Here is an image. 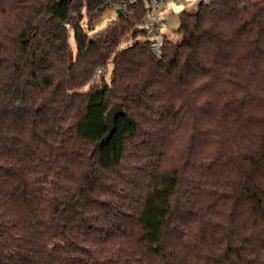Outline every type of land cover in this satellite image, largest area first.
<instances>
[{"label": "trees", "instance_id": "16d2710c", "mask_svg": "<svg viewBox=\"0 0 264 264\" xmlns=\"http://www.w3.org/2000/svg\"><path fill=\"white\" fill-rule=\"evenodd\" d=\"M123 1L0 0V264H264V0L180 12L160 56L117 49L144 0L85 33Z\"/></svg>", "mask_w": 264, "mask_h": 264}, {"label": "rangeland", "instance_id": "374dc122", "mask_svg": "<svg viewBox=\"0 0 264 264\" xmlns=\"http://www.w3.org/2000/svg\"><path fill=\"white\" fill-rule=\"evenodd\" d=\"M213 0H166L160 8L155 12L156 18L160 20H165L160 25V30L163 34H166L169 39L174 43H180L182 41V35L176 32L178 26V14L182 11L195 12L198 7V3H210ZM114 5L106 4L103 5L98 12V9L92 13H86L83 10V18L81 19V25L85 33L91 37L93 34L106 28L112 21L116 20L118 17L117 11L114 9ZM146 18L142 22H138L135 26V29L142 30L148 27ZM148 35L139 34L135 38L131 34L127 35L125 40H123L117 47L118 50L125 48L133 44L136 41L149 39ZM69 63H73L76 56V43L74 40V31L70 29L69 37ZM112 60H109L107 67L102 69L100 72H97L92 80L83 86L79 91L84 92L89 89L93 84H100L102 82L109 83L111 79L112 71Z\"/></svg>", "mask_w": 264, "mask_h": 264}, {"label": "built area", "instance_id": "2783aa9c", "mask_svg": "<svg viewBox=\"0 0 264 264\" xmlns=\"http://www.w3.org/2000/svg\"><path fill=\"white\" fill-rule=\"evenodd\" d=\"M166 0H144L146 6V13L143 20L146 18L148 27L145 28L146 35L150 38L149 46L152 52L160 56L162 52V46L164 42L165 35L160 30V25L165 20H160L156 18L155 12L160 8V6ZM138 0H127L119 4L114 5V9L119 13L123 18L133 14V8L137 5ZM142 20V21H143Z\"/></svg>", "mask_w": 264, "mask_h": 264}, {"label": "water", "instance_id": "95a60500", "mask_svg": "<svg viewBox=\"0 0 264 264\" xmlns=\"http://www.w3.org/2000/svg\"><path fill=\"white\" fill-rule=\"evenodd\" d=\"M125 114L121 102H114L106 111L104 117V124L106 127V133L99 141V144L107 142L115 131L116 119Z\"/></svg>", "mask_w": 264, "mask_h": 264}, {"label": "crops", "instance_id": "0c3cea01", "mask_svg": "<svg viewBox=\"0 0 264 264\" xmlns=\"http://www.w3.org/2000/svg\"><path fill=\"white\" fill-rule=\"evenodd\" d=\"M166 37H167V35L166 34H164ZM168 38V37H167ZM171 40V39H170ZM172 41V40H171Z\"/></svg>", "mask_w": 264, "mask_h": 264}]
</instances>
